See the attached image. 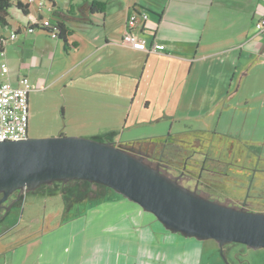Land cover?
Returning <instances> with one entry per match:
<instances>
[{
	"label": "crops",
	"instance_id": "crops-1",
	"mask_svg": "<svg viewBox=\"0 0 264 264\" xmlns=\"http://www.w3.org/2000/svg\"><path fill=\"white\" fill-rule=\"evenodd\" d=\"M11 1L20 2L23 8L14 7L13 14L8 12L9 33L0 32V37L7 38L15 31L32 36L18 46L17 65L9 67L1 61L7 64L8 72L0 75V81L16 85L19 77L26 76L33 83L44 80L48 84L46 74L52 86L70 76L60 87L65 103L75 100L80 107L99 105L96 99L80 97L89 86L105 89L97 96L103 100L101 104L114 103L99 107L101 123L94 122V114L87 115L84 123L88 127L84 129L91 132L75 129L77 132L69 126V133L57 130L51 136H84L120 146L142 142H116L111 138L120 128L123 108L128 109L140 97L146 101L144 110L152 101L161 100L179 114L172 119L168 133L171 137L211 133L227 138L228 146L241 147L242 151L253 145L232 139L231 125L221 121L225 113L234 110L230 91L235 81L241 87L252 69L264 67V35L254 38V23L264 14V0H165L161 4L150 0H87L104 2L106 8L95 14L77 8L74 16L65 20L70 30L67 49L48 32L25 30L34 20L53 21L48 1L42 5L37 1ZM53 1L61 11L71 3ZM73 3L79 7L83 0ZM137 11L146 12L148 18L134 33L145 39L148 47L163 45V50L144 53L117 44L125 30L126 17ZM40 35L44 36L42 43ZM48 35L54 39L52 43H44ZM183 67L189 69L185 76ZM199 88L209 90L208 94L204 92L205 96L191 100L190 94ZM193 110L202 116L190 115ZM193 118L194 124L186 125V129H172L174 122ZM52 188L62 193L48 195ZM106 189L80 181L64 186L52 184L26 194L21 215L12 209L4 216L0 264H203L205 249L210 260L214 259L218 250L215 242L166 231L153 215ZM40 200L48 201L52 209L47 205L39 210ZM219 259V263L208 259L207 264H221Z\"/></svg>",
	"mask_w": 264,
	"mask_h": 264
},
{
	"label": "water",
	"instance_id": "water-1",
	"mask_svg": "<svg viewBox=\"0 0 264 264\" xmlns=\"http://www.w3.org/2000/svg\"><path fill=\"white\" fill-rule=\"evenodd\" d=\"M130 146L76 136L0 141V210L25 191L54 182L104 186L150 213L166 231L223 247L264 248V213L249 212L200 196L131 154ZM16 199L3 206L11 194Z\"/></svg>",
	"mask_w": 264,
	"mask_h": 264
},
{
	"label": "rangeland",
	"instance_id": "rangeland-1",
	"mask_svg": "<svg viewBox=\"0 0 264 264\" xmlns=\"http://www.w3.org/2000/svg\"><path fill=\"white\" fill-rule=\"evenodd\" d=\"M150 1H154L160 4L165 2V0ZM13 11L14 10H12V8L9 9L10 14H13ZM2 30L3 32L0 30L1 33H5L8 35L9 31L7 28H3ZM124 33L125 30L123 31V34ZM34 34L35 33H33V36ZM9 36L7 37V39L9 40H7L5 43L4 53L0 54V63H2L1 61H4L9 65V67H12L13 65L18 64V52L20 50L18 46L21 45V42L23 40L29 39L32 34H28L27 36H25L24 32L22 31V33H17L16 38L14 39L9 38ZM43 38L44 36L41 37L40 35V42ZM53 40L54 39H52L50 35H48V39L46 38V40H44V43H52ZM121 47L129 49L123 46ZM122 55L127 54L123 52ZM57 71L61 70L57 69ZM188 71L189 69L183 67V76L188 74ZM44 78L48 84H46L44 80L34 83L31 79L29 80L31 86L33 87V90L29 93L28 101L29 138L52 137L50 134L57 130L60 131L58 133H69V126H71L72 130L78 129L80 131H83L81 133H89L91 132V129H84L88 127V124L84 123V121H87V115L94 114L96 118L94 122L101 123L103 121V118L99 117V107L102 108V104L110 107L114 104L113 102H103L101 104V101L103 100L97 96L101 95L98 93H103L105 91L102 86H93L91 88L89 86V88H86L85 93L82 92V94H80V97L82 98L96 99L100 101L99 105L95 104L90 107H80V105H78L75 100H67V102L65 103L60 95V87L63 85L64 82L70 79V76L65 77L62 82H60L58 85L52 86H50V76L48 77L45 74ZM114 88L115 86L113 84L111 87V91L114 90ZM208 91L209 90L206 89H196L194 95L190 94L189 98L192 100L198 97H203L205 96L203 95V93L206 92V94H208ZM230 93L232 94L231 96L234 97L231 100L234 110H230L228 113H225L223 117L224 120L221 121V124L225 123L226 125H231L230 130L232 131V139L237 141L239 140L253 142V145H251V147H248L250 154L240 152V150L242 151L240 147H236L230 144L228 146L227 138H222L218 136L214 137L211 133H188L185 134L186 136H184V138L175 137L176 139L174 140L179 141L183 138V142H187V144L185 145L187 148L195 147V145H201V148L203 150H200L205 152L208 157L218 158L224 161L230 160L232 158L236 164H238L239 159L241 161H243L244 159L254 161L253 157L259 158L260 163L258 164V166L259 169L262 170V172L258 175H260L261 178L260 180H258L259 176H257L252 180V182L250 181L248 191L249 194H246V188L248 186L250 170L243 169L241 165H238L236 168H231L229 170L230 173L226 177L216 176L215 178L211 179L206 176L204 177V180L209 183H212L211 186H213L216 191L221 194L222 198L220 200L223 204L237 205V207L239 208L241 207L242 200L245 199L248 195L246 205L247 209L245 210L249 212L264 213V67H255L254 69H252L251 73L246 77L244 85H242L241 87L239 81L236 80L231 88ZM105 100L112 99L107 98ZM145 102L146 101L138 97L136 99V102H134L132 106L128 107V109L126 108L127 106L123 108V114L119 117V121L120 123L122 121V123L118 132L115 135L111 136L112 139H114L116 142L124 143L127 141L135 140L146 141L151 143H160L164 140V138L167 137V135H169V130L173 124L172 119L173 117H177L179 114H175V112L171 110V108L167 105H164V102L161 100L152 101L149 105V109L144 110ZM126 111H128V113H126ZM105 113L106 112H104L103 115ZM185 114L186 113L184 112L183 115ZM190 115L195 117L202 116V114L196 110H193ZM193 120L195 119H182L179 123L174 122L175 125H173L172 129L174 131H176L177 129L181 130L182 127L183 129H186V125L188 126L194 124ZM72 124H79V126L74 127ZM176 124H178L179 127ZM65 125L68 126L65 127ZM94 126L97 127V124H95ZM64 136L84 137L77 135ZM189 142H191V145L188 146ZM230 150H233L235 152V155L233 153H229ZM251 155L253 157H251ZM174 160L175 159L173 158V161ZM179 160L182 161L183 159ZM240 164H242V162ZM247 165L249 167H254V162L248 163ZM98 187L106 188L101 185ZM106 190H109V192H113L108 188ZM30 193L31 191H27L24 194L26 195ZM24 196L22 197L18 205L13 208L20 215L23 207L25 206ZM37 205L39 207V210H42L47 205V209H52L48 201L42 202V200H40ZM223 252L227 260L226 262H224V260L222 259L219 249L217 250V252H214V259L212 260H210L211 255L208 254L205 249L203 264H207L208 259L211 263H219L218 261H216L217 258H220L223 264H264V248L254 250L242 244L232 243L225 245L223 247Z\"/></svg>",
	"mask_w": 264,
	"mask_h": 264
},
{
	"label": "flooded vegetation",
	"instance_id": "flooded-vegetation-1",
	"mask_svg": "<svg viewBox=\"0 0 264 264\" xmlns=\"http://www.w3.org/2000/svg\"><path fill=\"white\" fill-rule=\"evenodd\" d=\"M184 136L186 135L183 134V138ZM183 138L180 139L179 141H175L174 140L176 139L175 137H171L167 135V137L164 138V140L161 141L160 143H151V142L142 141L137 144L126 145V146H130L134 148V150L131 152L133 156L143 158V161L146 164L150 165L153 168L158 169L161 173H163L170 179L174 180L178 184L182 185L183 187L188 188L190 190H195L200 196L209 200H215V199L220 200L222 196L220 193L216 191V189L213 186H211L212 183H209L204 180V177L206 176L211 179L215 178L216 176L226 177L230 173L229 170L231 168H236L238 165H241L243 169L250 170L248 186L246 188V194H249L248 191H249L250 181L252 182V180L257 176H259L258 180H260L261 177L258 174L261 173L262 170L259 169L258 166V164L260 163L259 158L253 157L251 155V157L254 158V161L246 160V159L241 161L239 159L238 164H236L232 158L230 160L224 161L218 158L208 157L205 154V152L202 151L203 149L201 148V145L200 146L195 145V147L187 148L185 146L187 142H183L184 141ZM114 145L120 147V144H114ZM189 145H191V142L188 143V146ZM232 151L230 150L229 153H233L235 155V152ZM240 152L249 153V150L247 151L240 150ZM173 158L175 159L174 161ZM179 159H183V160L181 161ZM241 162L242 164H240ZM251 162H254V167H249L247 165L248 163ZM52 184H58L64 186L62 182H54ZM25 192H23L20 195L19 199L12 205L10 210L8 211H5L4 209L0 210V228L4 223V216L18 205L22 197L25 195L24 194ZM17 194L18 193L15 192L14 195H10L8 200L5 203H3V206H6L9 203L13 202L16 199ZM247 196L245 199L242 200L241 207L239 208L247 209L246 206L248 199ZM230 205L238 208L237 205H232V204Z\"/></svg>",
	"mask_w": 264,
	"mask_h": 264
},
{
	"label": "built area",
	"instance_id": "built-area-1",
	"mask_svg": "<svg viewBox=\"0 0 264 264\" xmlns=\"http://www.w3.org/2000/svg\"><path fill=\"white\" fill-rule=\"evenodd\" d=\"M29 3L35 0H28ZM39 5H41L39 3ZM148 15L146 12L137 11L128 16L125 23V33L119 40V45L144 53H155L163 50V45H153L148 47L145 39L134 33L139 26H144ZM31 26L49 27V20H34ZM31 33L34 30H26ZM56 38L54 33H49ZM264 35V14L254 23V38ZM9 38H16V33L12 32ZM9 40H3L1 43L5 49V43ZM4 49L0 54L4 53ZM8 72L7 64L0 63V75L4 76ZM33 90L29 79L26 76L19 77L17 84L13 85L8 81H0V141H18L28 137V119H29V93Z\"/></svg>",
	"mask_w": 264,
	"mask_h": 264
},
{
	"label": "trees",
	"instance_id": "trees-1",
	"mask_svg": "<svg viewBox=\"0 0 264 264\" xmlns=\"http://www.w3.org/2000/svg\"><path fill=\"white\" fill-rule=\"evenodd\" d=\"M35 1H37L41 5L44 1H48L50 3L51 9H52V16L54 17V19H53V21L48 19L49 24H50L49 27L40 28L37 26H31L30 24H28L25 27V30L33 29L34 31L37 30V31H45L48 33H54L56 38L61 40L64 43L65 49H67V36L70 34V30L66 26L65 20L69 19L71 16H74V13L77 11V8L83 7L84 9H86V12L89 14L103 13L105 8H106V3H104V2L83 0L82 5L77 7V5L75 3H73L74 0H70L71 3L69 5L68 9L65 11H61V10H57L55 8V3L53 0H35ZM14 7L18 8V9L23 8L22 4L20 2L13 4L11 0H0V27L1 28H8V22H7V18L9 16L8 12H9L10 8H14ZM15 33L17 34L18 31H15ZM3 40H6V38L0 37V52H2L4 49V46L1 43ZM70 182H80V181H70ZM82 182L85 184H88V185H92V184L84 182V181H82ZM98 186H100V185H98ZM45 187H48V185H42V186L38 187L37 189H41V188H45ZM58 193H62V190H60V189L56 190V189L52 188L48 191L47 194L52 196V195H56ZM11 195H14V193ZM212 201L222 203L221 200H219V199H215Z\"/></svg>",
	"mask_w": 264,
	"mask_h": 264
}]
</instances>
